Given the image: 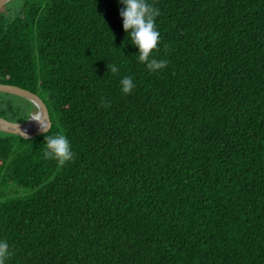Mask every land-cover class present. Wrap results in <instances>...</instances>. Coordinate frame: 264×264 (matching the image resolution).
<instances>
[{
	"label": "trees",
	"instance_id": "16d2710c",
	"mask_svg": "<svg viewBox=\"0 0 264 264\" xmlns=\"http://www.w3.org/2000/svg\"><path fill=\"white\" fill-rule=\"evenodd\" d=\"M148 2L157 72L117 0L0 10V84L37 95L74 153L0 131L6 264H264V0ZM36 113L0 93V118Z\"/></svg>",
	"mask_w": 264,
	"mask_h": 264
},
{
	"label": "clouds",
	"instance_id": "9594fccd",
	"mask_svg": "<svg viewBox=\"0 0 264 264\" xmlns=\"http://www.w3.org/2000/svg\"><path fill=\"white\" fill-rule=\"evenodd\" d=\"M121 5L119 16L122 19V27L130 37L131 44L137 49L138 61L145 64L151 72H157L165 67L166 60L154 58V52L158 47L160 33L156 27V17L159 9L149 3L148 0H117ZM111 72H118V67L113 65ZM121 91L130 94L135 87L131 76H125L120 80ZM30 121L37 124L40 134L46 145L45 159H54L61 165L73 159V150L67 136L63 133L45 135L46 127L40 122L39 116L30 117ZM11 256L10 245L6 239L0 238V264H6Z\"/></svg>",
	"mask_w": 264,
	"mask_h": 264
},
{
	"label": "water",
	"instance_id": "95a60500",
	"mask_svg": "<svg viewBox=\"0 0 264 264\" xmlns=\"http://www.w3.org/2000/svg\"><path fill=\"white\" fill-rule=\"evenodd\" d=\"M11 1L12 0H0V10ZM0 93L14 95L29 101L37 109V113L30 115V117L39 116L40 122L46 127L47 131L50 129L51 122L47 107L37 95L27 90L21 89L17 86L4 85V84H0ZM30 117L25 122L22 123L9 122L0 118V131L17 135L23 139L34 138L40 135V132L37 124L33 121H30Z\"/></svg>",
	"mask_w": 264,
	"mask_h": 264
},
{
	"label": "rangeland",
	"instance_id": "374dc122",
	"mask_svg": "<svg viewBox=\"0 0 264 264\" xmlns=\"http://www.w3.org/2000/svg\"><path fill=\"white\" fill-rule=\"evenodd\" d=\"M31 193H33V191H28V192H26L25 195H30ZM23 196H24V195H23Z\"/></svg>",
	"mask_w": 264,
	"mask_h": 264
}]
</instances>
